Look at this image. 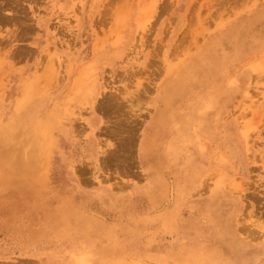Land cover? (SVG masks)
<instances>
[{
	"label": "rangeland",
	"instance_id": "rangeland-1",
	"mask_svg": "<svg viewBox=\"0 0 264 264\" xmlns=\"http://www.w3.org/2000/svg\"><path fill=\"white\" fill-rule=\"evenodd\" d=\"M0 264H264V0H0Z\"/></svg>",
	"mask_w": 264,
	"mask_h": 264
}]
</instances>
